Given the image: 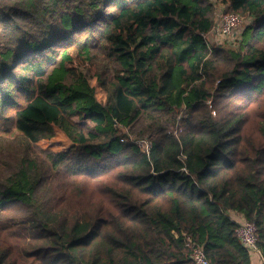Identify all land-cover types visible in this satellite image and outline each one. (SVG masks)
Wrapping results in <instances>:
<instances>
[{
  "label": "trees",
  "instance_id": "trees-1",
  "mask_svg": "<svg viewBox=\"0 0 264 264\" xmlns=\"http://www.w3.org/2000/svg\"><path fill=\"white\" fill-rule=\"evenodd\" d=\"M229 212L264 259V0H0V264H252Z\"/></svg>",
  "mask_w": 264,
  "mask_h": 264
},
{
  "label": "built area",
  "instance_id": "built-area-1",
  "mask_svg": "<svg viewBox=\"0 0 264 264\" xmlns=\"http://www.w3.org/2000/svg\"><path fill=\"white\" fill-rule=\"evenodd\" d=\"M242 18L238 15L231 13H219L218 23L206 34L203 35L207 42L213 41L214 39H221L224 37H229L233 30L239 26ZM134 143L142 148L143 150H149L151 142L148 140H133ZM236 234L238 235L242 245L248 249L251 253L257 252V229L255 224L252 222L242 221L237 222ZM192 258L196 264H208L207 260L204 258L202 248L197 246L194 248L192 253ZM262 264H264V259L262 258Z\"/></svg>",
  "mask_w": 264,
  "mask_h": 264
},
{
  "label": "rangeland",
  "instance_id": "rangeland-1",
  "mask_svg": "<svg viewBox=\"0 0 264 264\" xmlns=\"http://www.w3.org/2000/svg\"><path fill=\"white\" fill-rule=\"evenodd\" d=\"M215 23L216 24L218 23V19H216V22ZM242 23H243V19H242L241 23L239 24V26L240 25L241 26L237 30H240L241 28H243L244 23L243 24ZM225 39L228 40L229 37L228 38H225ZM90 84L95 89V96H96L97 101L100 102V103H103L105 101V93L103 92V90L98 86V84H97V82H96L95 79L90 80ZM253 110L255 111V108H252L250 111H248L247 112V116L253 117V115H254L253 114ZM132 142L134 143L135 141H132ZM55 144H56L55 147L61 146V147L64 148V147L67 146L68 143H67L66 139L62 136V134H58L57 133L56 139H55Z\"/></svg>",
  "mask_w": 264,
  "mask_h": 264
},
{
  "label": "crops",
  "instance_id": "crops-1",
  "mask_svg": "<svg viewBox=\"0 0 264 264\" xmlns=\"http://www.w3.org/2000/svg\"><path fill=\"white\" fill-rule=\"evenodd\" d=\"M229 216L235 222L244 221L242 216L240 214L236 213V212H229ZM250 259H251V263L252 264H262V257H261V255H260V253L258 251L251 253L250 254Z\"/></svg>",
  "mask_w": 264,
  "mask_h": 264
}]
</instances>
